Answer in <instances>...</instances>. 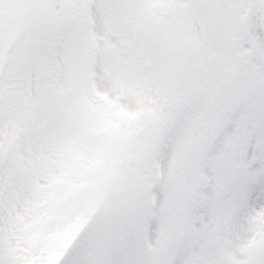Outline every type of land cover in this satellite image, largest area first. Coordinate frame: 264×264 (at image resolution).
Segmentation results:
<instances>
[{"label": "snow or ice", "instance_id": "snow-or-ice-1", "mask_svg": "<svg viewBox=\"0 0 264 264\" xmlns=\"http://www.w3.org/2000/svg\"><path fill=\"white\" fill-rule=\"evenodd\" d=\"M0 264H264V0H0Z\"/></svg>", "mask_w": 264, "mask_h": 264}]
</instances>
